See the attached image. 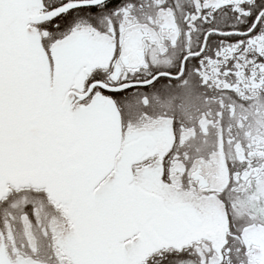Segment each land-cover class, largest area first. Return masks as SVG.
I'll return each mask as SVG.
<instances>
[{
  "label": "snow or ice",
  "instance_id": "6c2138e0",
  "mask_svg": "<svg viewBox=\"0 0 264 264\" xmlns=\"http://www.w3.org/2000/svg\"><path fill=\"white\" fill-rule=\"evenodd\" d=\"M0 264H264V0H0Z\"/></svg>",
  "mask_w": 264,
  "mask_h": 264
}]
</instances>
